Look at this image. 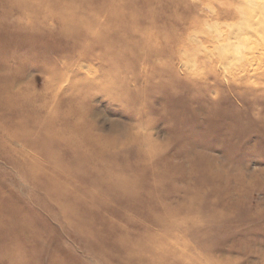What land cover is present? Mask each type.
Masks as SVG:
<instances>
[{
	"label": "rangeland",
	"instance_id": "obj_1",
	"mask_svg": "<svg viewBox=\"0 0 264 264\" xmlns=\"http://www.w3.org/2000/svg\"><path fill=\"white\" fill-rule=\"evenodd\" d=\"M264 0H0V264H264Z\"/></svg>",
	"mask_w": 264,
	"mask_h": 264
},
{
	"label": "bare ground",
	"instance_id": "obj_2",
	"mask_svg": "<svg viewBox=\"0 0 264 264\" xmlns=\"http://www.w3.org/2000/svg\"><path fill=\"white\" fill-rule=\"evenodd\" d=\"M263 5V4H262ZM262 9H264V5L262 6Z\"/></svg>",
	"mask_w": 264,
	"mask_h": 264
}]
</instances>
